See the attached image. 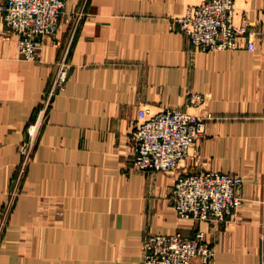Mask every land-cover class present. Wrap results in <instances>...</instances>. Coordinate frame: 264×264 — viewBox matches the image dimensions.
Masks as SVG:
<instances>
[{
  "label": "crops",
  "instance_id": "crops-1",
  "mask_svg": "<svg viewBox=\"0 0 264 264\" xmlns=\"http://www.w3.org/2000/svg\"><path fill=\"white\" fill-rule=\"evenodd\" d=\"M199 1L66 0L58 30L31 60L0 0V211L13 196L0 264H146L148 234L199 228L216 248L213 264H264V0H237L236 22L250 17L255 51L245 38L234 49L195 47L176 17ZM66 52V88L19 181L18 145ZM193 92L204 93L201 105L190 103ZM145 107L213 118L175 168L147 170L131 140ZM203 169L244 177L242 206L224 220L173 208L176 179Z\"/></svg>",
  "mask_w": 264,
  "mask_h": 264
},
{
  "label": "built area",
  "instance_id": "built-area-1",
  "mask_svg": "<svg viewBox=\"0 0 264 264\" xmlns=\"http://www.w3.org/2000/svg\"><path fill=\"white\" fill-rule=\"evenodd\" d=\"M66 0H6L4 20L18 35L21 55L26 59H40L39 48L46 35L56 32L61 24ZM237 0H200L187 5L176 17L180 28L192 44L203 50L234 49L245 38L249 50L257 49L251 19L243 13L242 22H236ZM84 11L78 13V20ZM67 52L57 61V68L48 87L38 115L29 121V138L21 141L18 151L22 154L19 177L26 171L34 149L39 129L54 99L62 93L70 73ZM192 105L205 100L201 92L189 96ZM211 113L199 115L181 109L139 110L138 119L131 133L134 143V163L141 169L168 170L175 168L189 153L190 147L205 132ZM18 177V178H19ZM244 177L235 171L203 169L180 175L172 189L173 208L181 217L201 220L220 219L236 213L243 203L239 187ZM13 196L0 211V244L2 242ZM146 264H195L200 257L203 264H213L216 248L199 228L194 235L181 231L154 233L144 238ZM264 263V259H263Z\"/></svg>",
  "mask_w": 264,
  "mask_h": 264
},
{
  "label": "rangeland",
  "instance_id": "rangeland-1",
  "mask_svg": "<svg viewBox=\"0 0 264 264\" xmlns=\"http://www.w3.org/2000/svg\"><path fill=\"white\" fill-rule=\"evenodd\" d=\"M66 7V6H65ZM221 50V49H220ZM204 94V93H203ZM190 101V100H189ZM205 101V100H204ZM186 111V110H185ZM192 113V112H191ZM213 118V117H212ZM201 137V136H200ZM33 154V150H32V153ZM242 175V174H241ZM243 176V175H242ZM18 177H19V173H18ZM21 177L18 178V180L20 181ZM174 185V184H173ZM173 187V186H172ZM179 231V230H178ZM176 232V231H174ZM174 232H162V233H174ZM158 233V232H157ZM150 234H154V233H150ZM148 234V235H150ZM143 248H144V240H143Z\"/></svg>",
  "mask_w": 264,
  "mask_h": 264
}]
</instances>
